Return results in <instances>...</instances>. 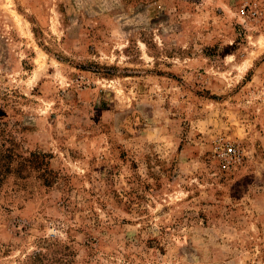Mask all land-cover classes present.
Segmentation results:
<instances>
[{
	"label": "rangeland",
	"instance_id": "374dc122",
	"mask_svg": "<svg viewBox=\"0 0 264 264\" xmlns=\"http://www.w3.org/2000/svg\"><path fill=\"white\" fill-rule=\"evenodd\" d=\"M1 153L0 264H264V0H0Z\"/></svg>",
	"mask_w": 264,
	"mask_h": 264
},
{
	"label": "built area",
	"instance_id": "2783aa9c",
	"mask_svg": "<svg viewBox=\"0 0 264 264\" xmlns=\"http://www.w3.org/2000/svg\"><path fill=\"white\" fill-rule=\"evenodd\" d=\"M217 149L219 161L226 170H233L242 162V153L235 144H222Z\"/></svg>",
	"mask_w": 264,
	"mask_h": 264
},
{
	"label": "trees",
	"instance_id": "16d2710c",
	"mask_svg": "<svg viewBox=\"0 0 264 264\" xmlns=\"http://www.w3.org/2000/svg\"><path fill=\"white\" fill-rule=\"evenodd\" d=\"M7 151L8 150H6L5 152H7ZM8 157H10V156L6 155V153L0 154V180L3 177V175L8 172V166H7V164H5V160H7Z\"/></svg>",
	"mask_w": 264,
	"mask_h": 264
}]
</instances>
